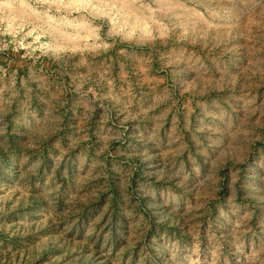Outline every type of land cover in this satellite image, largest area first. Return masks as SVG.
I'll return each instance as SVG.
<instances>
[{
  "label": "rangeland",
  "instance_id": "obj_1",
  "mask_svg": "<svg viewBox=\"0 0 264 264\" xmlns=\"http://www.w3.org/2000/svg\"><path fill=\"white\" fill-rule=\"evenodd\" d=\"M0 264H264V0H0Z\"/></svg>",
  "mask_w": 264,
  "mask_h": 264
}]
</instances>
